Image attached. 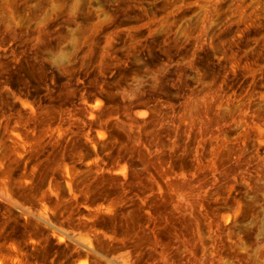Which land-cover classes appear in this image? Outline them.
<instances>
[{"label":"rangeland","instance_id":"374dc122","mask_svg":"<svg viewBox=\"0 0 264 264\" xmlns=\"http://www.w3.org/2000/svg\"><path fill=\"white\" fill-rule=\"evenodd\" d=\"M0 264H264V0H0Z\"/></svg>","mask_w":264,"mask_h":264},{"label":"trees","instance_id":"16d2710c","mask_svg":"<svg viewBox=\"0 0 264 264\" xmlns=\"http://www.w3.org/2000/svg\"><path fill=\"white\" fill-rule=\"evenodd\" d=\"M106 219H111L112 217L111 216H104ZM35 258V257H34Z\"/></svg>","mask_w":264,"mask_h":264}]
</instances>
